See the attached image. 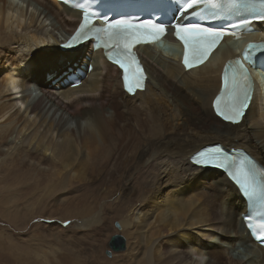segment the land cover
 <instances>
[{
	"label": "bare ground",
	"instance_id": "1",
	"mask_svg": "<svg viewBox=\"0 0 264 264\" xmlns=\"http://www.w3.org/2000/svg\"><path fill=\"white\" fill-rule=\"evenodd\" d=\"M79 18L55 0H0L2 162L12 156L44 166L63 181L94 185L108 198L120 187V207L114 210H124L122 229L133 239L129 254L136 250L139 264H264V249L251 240L242 219L247 206L238 189L222 172L189 161L200 147L222 143L245 149L264 166V78L258 79L242 121L226 123L211 103L233 54L229 45L206 65L186 72L157 44L141 48L148 78L144 91L129 96L120 69L102 51L89 47L81 57L82 47L62 54L61 45ZM257 27L264 34V23ZM252 37L260 35L246 39ZM42 50L59 56L51 60L50 54L44 61ZM78 60L94 66L78 88L61 87L65 77L52 86L58 89L47 88L42 78L50 73L55 80L65 70L54 69L56 64L72 67ZM259 72L254 69L252 75ZM34 86L40 93L32 98ZM9 92L17 101L4 99ZM71 121L74 127L67 125ZM129 172L138 189L127 187ZM240 246L245 258L232 255Z\"/></svg>",
	"mask_w": 264,
	"mask_h": 264
},
{
	"label": "rangeland",
	"instance_id": "2",
	"mask_svg": "<svg viewBox=\"0 0 264 264\" xmlns=\"http://www.w3.org/2000/svg\"><path fill=\"white\" fill-rule=\"evenodd\" d=\"M45 23L48 24V21ZM42 51L44 61L50 54L51 60L59 56L57 52ZM32 58H35V54ZM79 62L81 63L80 60ZM56 66L57 64L54 69ZM47 78H42L48 84L51 82L52 85H47V88L58 89L51 86L61 78L52 81ZM32 89L33 92L36 90V93H31L32 98H35L40 91L35 86ZM17 98L12 92L4 97L5 100L16 101ZM17 108L14 107L12 112L15 113ZM23 113L24 110L19 115L20 119H23ZM59 114L54 115L58 117ZM67 125L74 127L73 121ZM28 149L33 150L32 146ZM2 160L0 159V264H139L137 251L129 254V244L133 239L122 229L121 214L124 210H114L120 207L123 195L120 187L112 188V194L108 198L104 197L98 187L77 180L63 181L61 175L52 176L44 166L37 168L30 162L21 163L12 156L6 157L4 162ZM129 173L128 177L131 178L126 182L127 187L138 189V179L134 178L133 173ZM236 207L243 208L237 206V203ZM80 223L84 227H80ZM97 226H102L100 231L96 230ZM114 234L125 237L124 251L115 252L109 247L110 238ZM237 250H241L239 254ZM243 250L240 246L232 255L245 258L246 252ZM107 251H110V255Z\"/></svg>",
	"mask_w": 264,
	"mask_h": 264
},
{
	"label": "snow or ice",
	"instance_id": "3",
	"mask_svg": "<svg viewBox=\"0 0 264 264\" xmlns=\"http://www.w3.org/2000/svg\"><path fill=\"white\" fill-rule=\"evenodd\" d=\"M201 3L206 6L211 5L212 7L220 6L217 0H185L183 10L187 11ZM230 3L233 8L256 7L255 0H230ZM259 7L264 10V0H259ZM96 15L97 14L85 10L83 23H81L76 36L73 37L74 40L81 38V36L87 38L85 29L90 27ZM258 18L264 19V11L261 12ZM169 26L175 29V35L184 43V64L189 68L198 63H203L223 35L221 32L204 28L198 24L181 22L170 24ZM165 31L166 25L162 21L133 23L128 19H118L107 21L106 26L103 28H95L94 34L99 42L97 47L103 46L106 49H114L116 51V55L113 57L110 54V58L114 59V62L125 70V85L128 91L132 92L135 88L142 89V81L146 79L142 69L139 67L137 58L132 53L133 46L137 43L155 42L165 34ZM240 67L243 69L242 64ZM243 73L242 77H238L235 71H233L231 75L227 72L225 73V94L218 97L215 102L217 113L221 115L224 120L230 121L233 124L240 123L244 115V110L248 107L247 101L249 96L247 90H243V96H241V79L245 81L249 79L246 69H243ZM222 101H225L223 107H221ZM194 162L200 166H215L218 168L231 167L226 158L221 159L219 154L209 152L198 153L197 157L194 158ZM228 174L240 185L245 196L253 198L259 194L264 198V190L258 192L257 187L249 182L248 178L252 176L253 173L246 168L244 163L235 166V169L230 170ZM241 175L245 177L244 180L240 179ZM249 227H252V225L249 224ZM260 227L264 229V223H261Z\"/></svg>",
	"mask_w": 264,
	"mask_h": 264
},
{
	"label": "water",
	"instance_id": "4",
	"mask_svg": "<svg viewBox=\"0 0 264 264\" xmlns=\"http://www.w3.org/2000/svg\"><path fill=\"white\" fill-rule=\"evenodd\" d=\"M109 247L115 252L124 251L126 249L125 237L121 234L112 235L109 241ZM107 254L110 255V251H107Z\"/></svg>",
	"mask_w": 264,
	"mask_h": 264
}]
</instances>
